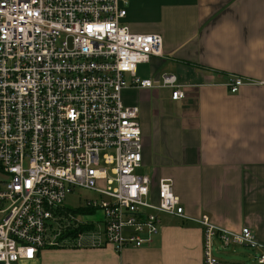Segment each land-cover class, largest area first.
Instances as JSON below:
<instances>
[{
	"label": "built area",
	"instance_id": "2783aa9c",
	"mask_svg": "<svg viewBox=\"0 0 264 264\" xmlns=\"http://www.w3.org/2000/svg\"><path fill=\"white\" fill-rule=\"evenodd\" d=\"M124 5L0 0V264L34 261L50 249H137L165 215L203 228L204 264H223L212 253L216 239L257 249L256 263L264 264V246L248 228L233 232L206 216L188 217L171 179L154 186L138 172L140 108L126 106L123 92L155 87L137 73L163 56V39L132 33ZM161 78L172 101L186 98L175 75ZM247 82L234 76L227 86L233 94ZM77 188L106 201L62 207Z\"/></svg>",
	"mask_w": 264,
	"mask_h": 264
},
{
	"label": "crops",
	"instance_id": "0c3cea01",
	"mask_svg": "<svg viewBox=\"0 0 264 264\" xmlns=\"http://www.w3.org/2000/svg\"><path fill=\"white\" fill-rule=\"evenodd\" d=\"M124 1L129 29L163 39V56L140 78L155 87L123 92L126 106L140 108L149 171L141 174L154 186L171 179L188 217L246 227L264 246V0ZM168 73L185 99L161 89ZM234 76L263 84L232 94ZM178 219L161 216L158 233L137 249H50L22 264H204L203 228Z\"/></svg>",
	"mask_w": 264,
	"mask_h": 264
},
{
	"label": "rangeland",
	"instance_id": "374dc122",
	"mask_svg": "<svg viewBox=\"0 0 264 264\" xmlns=\"http://www.w3.org/2000/svg\"><path fill=\"white\" fill-rule=\"evenodd\" d=\"M130 31L132 33H134V34H141V35L148 34V33H144L143 34V33L135 32L134 29H131V28H130ZM151 66L152 65H150V64L139 65V68H138V77L139 78H143V79H144V77L145 78L148 77ZM168 74H170V73H168ZM247 84L248 85H258V86H261V84H263V83L262 82L254 81L252 79H249L248 82H247ZM247 84H245V86ZM181 88L183 89L182 86H181ZM227 88L229 90V87L228 86H227ZM161 89L162 90H166L167 89V90H169L171 92V89H169V88H163L162 87ZM230 92H231V90H230ZM138 172L140 174L142 173L144 175H148L149 174V171L147 169H145V170L143 169L142 170V168ZM0 180L1 181L4 180V176L1 173H0ZM99 187L101 189L106 190V185L100 184ZM88 201H91V202L93 201V202H96L97 204L100 205L103 201H106V199L104 197H101L100 195H98L94 191L91 192V191H88L86 189L77 188V190H75L73 193L67 195L66 199L63 202L62 207L64 206V207H66V208H68L70 210H75V209H78L81 206L86 205ZM167 216H169V215L162 216V218L165 219V217H167ZM169 217H172V216H169ZM3 218H4V216L3 215H0V222H1V220ZM102 218H103L102 213L101 212H98L96 214V219L101 220ZM209 221H210V219H209ZM213 249H214V251L212 252L213 253V256L215 258H217L219 261H221L223 264L224 263H227V264H232V263L257 264L256 261H255V258L259 254H258V251L252 250V248H249V247L247 248V247L241 246V245H238V246L231 245L229 247H223V248H221L220 244H216L213 247ZM55 250H58V249H55Z\"/></svg>",
	"mask_w": 264,
	"mask_h": 264
},
{
	"label": "trees",
	"instance_id": "16d2710c",
	"mask_svg": "<svg viewBox=\"0 0 264 264\" xmlns=\"http://www.w3.org/2000/svg\"><path fill=\"white\" fill-rule=\"evenodd\" d=\"M70 236L72 235V234H69Z\"/></svg>",
	"mask_w": 264,
	"mask_h": 264
}]
</instances>
